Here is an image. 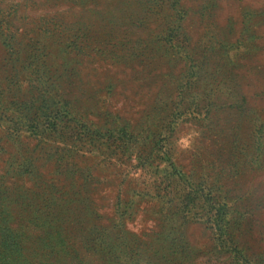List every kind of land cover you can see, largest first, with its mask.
I'll list each match as a JSON object with an SVG mask.
<instances>
[{
	"label": "rangeland",
	"instance_id": "rangeland-1",
	"mask_svg": "<svg viewBox=\"0 0 264 264\" xmlns=\"http://www.w3.org/2000/svg\"><path fill=\"white\" fill-rule=\"evenodd\" d=\"M0 264H264V0H0Z\"/></svg>",
	"mask_w": 264,
	"mask_h": 264
},
{
	"label": "trees",
	"instance_id": "trees-1",
	"mask_svg": "<svg viewBox=\"0 0 264 264\" xmlns=\"http://www.w3.org/2000/svg\"><path fill=\"white\" fill-rule=\"evenodd\" d=\"M217 224H218V222H217Z\"/></svg>",
	"mask_w": 264,
	"mask_h": 264
}]
</instances>
